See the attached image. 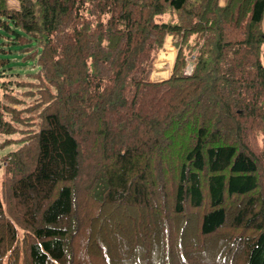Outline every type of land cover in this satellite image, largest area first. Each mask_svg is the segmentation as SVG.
Masks as SVG:
<instances>
[{
    "label": "trees",
    "instance_id": "obj_1",
    "mask_svg": "<svg viewBox=\"0 0 264 264\" xmlns=\"http://www.w3.org/2000/svg\"><path fill=\"white\" fill-rule=\"evenodd\" d=\"M16 3L36 71L0 82V264H264V0Z\"/></svg>",
    "mask_w": 264,
    "mask_h": 264
},
{
    "label": "rangeland",
    "instance_id": "obj_2",
    "mask_svg": "<svg viewBox=\"0 0 264 264\" xmlns=\"http://www.w3.org/2000/svg\"><path fill=\"white\" fill-rule=\"evenodd\" d=\"M9 3L11 4L12 1H9ZM162 19H164L165 22H172L174 17L170 12H167ZM260 29L264 33V20L261 23ZM17 32L21 33L19 30H17ZM10 42L11 40L7 38V34L0 31V49L8 51L6 56H3L0 53V58H8L10 61L9 65L4 70H0V82L9 75H19L20 77H23V75L27 73L36 71L34 63H30L22 59L24 56V53L20 51L22 48L18 46V44L14 45L10 44ZM178 49L179 48L176 41L172 39L171 36L166 35L163 41V46L155 52L152 60L153 70L150 75L152 81H161L169 77ZM185 51L186 49H184L183 52ZM185 55V60L187 61V65L185 67L186 70L187 68H192V60L190 59V56H187V53ZM4 152L5 151L0 152V155H2Z\"/></svg>",
    "mask_w": 264,
    "mask_h": 264
},
{
    "label": "crops",
    "instance_id": "obj_3",
    "mask_svg": "<svg viewBox=\"0 0 264 264\" xmlns=\"http://www.w3.org/2000/svg\"><path fill=\"white\" fill-rule=\"evenodd\" d=\"M10 1H12L11 4H12L13 6H16V0H10ZM8 2H9V0H8ZM225 2H226V0H220V4H224ZM263 18H264V16H263ZM263 20H264V19H263ZM263 20H262V21H263Z\"/></svg>",
    "mask_w": 264,
    "mask_h": 264
},
{
    "label": "built area",
    "instance_id": "obj_4",
    "mask_svg": "<svg viewBox=\"0 0 264 264\" xmlns=\"http://www.w3.org/2000/svg\"><path fill=\"white\" fill-rule=\"evenodd\" d=\"M189 71H191V68H187L184 72L188 74Z\"/></svg>",
    "mask_w": 264,
    "mask_h": 264
},
{
    "label": "bare ground",
    "instance_id": "obj_5",
    "mask_svg": "<svg viewBox=\"0 0 264 264\" xmlns=\"http://www.w3.org/2000/svg\"><path fill=\"white\" fill-rule=\"evenodd\" d=\"M163 75H164V73H163Z\"/></svg>",
    "mask_w": 264,
    "mask_h": 264
}]
</instances>
